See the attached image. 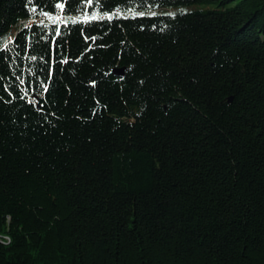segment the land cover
Returning a JSON list of instances; mask_svg holds the SVG:
<instances>
[{
	"label": "trees",
	"instance_id": "1",
	"mask_svg": "<svg viewBox=\"0 0 264 264\" xmlns=\"http://www.w3.org/2000/svg\"><path fill=\"white\" fill-rule=\"evenodd\" d=\"M0 264H264V0H0Z\"/></svg>",
	"mask_w": 264,
	"mask_h": 264
},
{
	"label": "water",
	"instance_id": "2",
	"mask_svg": "<svg viewBox=\"0 0 264 264\" xmlns=\"http://www.w3.org/2000/svg\"><path fill=\"white\" fill-rule=\"evenodd\" d=\"M115 73L116 74H123V69H121V68L120 69H116Z\"/></svg>",
	"mask_w": 264,
	"mask_h": 264
}]
</instances>
